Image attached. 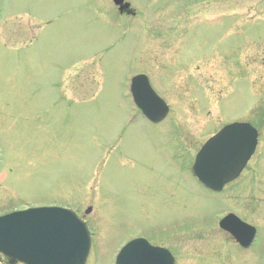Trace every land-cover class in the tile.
<instances>
[{"label": "rangeland", "instance_id": "374dc122", "mask_svg": "<svg viewBox=\"0 0 264 264\" xmlns=\"http://www.w3.org/2000/svg\"><path fill=\"white\" fill-rule=\"evenodd\" d=\"M126 2L134 14L113 0H0V215L71 208L92 232L87 264L166 230L179 264H264V0ZM137 74L170 107L159 124L134 107ZM234 122L258 146L215 195L189 168ZM227 211L258 227L250 250L218 228Z\"/></svg>", "mask_w": 264, "mask_h": 264}, {"label": "water", "instance_id": "95a60500", "mask_svg": "<svg viewBox=\"0 0 264 264\" xmlns=\"http://www.w3.org/2000/svg\"><path fill=\"white\" fill-rule=\"evenodd\" d=\"M114 2L121 12L128 8V4L123 5L124 0ZM130 91L135 105L150 122L158 124L167 117L169 107L152 89L147 76L134 77ZM257 145L258 132L252 125H227L202 147L192 168L193 175L206 188L220 192L241 175ZM220 226L245 249L256 236L255 228L232 214ZM141 244L145 242L138 239L126 245L116 264H129L128 255ZM90 249L88 226L70 209L43 207L0 216V253L10 264H86ZM132 259L135 262L130 264H140L139 257Z\"/></svg>", "mask_w": 264, "mask_h": 264}, {"label": "flooded vegetation", "instance_id": "af4514ba", "mask_svg": "<svg viewBox=\"0 0 264 264\" xmlns=\"http://www.w3.org/2000/svg\"><path fill=\"white\" fill-rule=\"evenodd\" d=\"M124 3H126V0L124 1ZM117 9H118V7H117ZM123 14H126V15L134 14V11H132V9H130V7H129L123 11ZM222 192L219 194H222ZM214 194L216 195V193H214ZM230 213L235 214L234 212L227 211L224 214H222L221 219ZM218 228H219V225H218ZM256 228H257V235H256L255 241L257 240L258 233H259L258 227H256ZM136 239L143 240L145 242V244H141L139 247H137L135 249V253H130L128 255V257H129L128 263L129 264L131 262H135V260H133L132 258L136 259L137 257L140 258V264H147V263H149V264L150 263H152V264H179V262H178L179 254H178V251L175 249V246H174V243L178 239V234L173 233L172 231L166 230L165 232L156 234L154 236H149V237L144 236V235L134 236V237H131L128 240H126L125 243H123L121 245L119 250L122 247H124L125 245H127L128 243H130ZM149 249H152V250H149ZM119 250L116 252V254L114 256L113 264L116 263V258H117V255L119 254Z\"/></svg>", "mask_w": 264, "mask_h": 264}]
</instances>
